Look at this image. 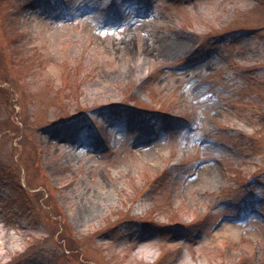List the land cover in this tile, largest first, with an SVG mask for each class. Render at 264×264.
<instances>
[{"label": "rangeland", "instance_id": "374dc122", "mask_svg": "<svg viewBox=\"0 0 264 264\" xmlns=\"http://www.w3.org/2000/svg\"><path fill=\"white\" fill-rule=\"evenodd\" d=\"M0 224V264H264V0H0Z\"/></svg>", "mask_w": 264, "mask_h": 264}, {"label": "bare ground", "instance_id": "6f19581e", "mask_svg": "<svg viewBox=\"0 0 264 264\" xmlns=\"http://www.w3.org/2000/svg\"><path fill=\"white\" fill-rule=\"evenodd\" d=\"M216 170V169H215ZM5 229L4 224H0V234L1 232H3V230ZM2 255L1 251H0V256Z\"/></svg>", "mask_w": 264, "mask_h": 264}]
</instances>
